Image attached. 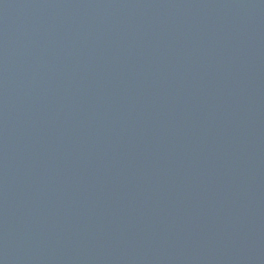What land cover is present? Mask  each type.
Here are the masks:
<instances>
[{
  "label": "water",
  "instance_id": "1",
  "mask_svg": "<svg viewBox=\"0 0 264 264\" xmlns=\"http://www.w3.org/2000/svg\"><path fill=\"white\" fill-rule=\"evenodd\" d=\"M0 264H264V0H0Z\"/></svg>",
  "mask_w": 264,
  "mask_h": 264
}]
</instances>
